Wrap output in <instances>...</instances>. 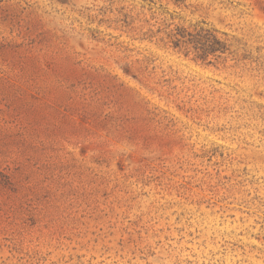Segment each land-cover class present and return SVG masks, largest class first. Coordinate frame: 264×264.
Here are the masks:
<instances>
[{"label": "rangeland", "instance_id": "obj_1", "mask_svg": "<svg viewBox=\"0 0 264 264\" xmlns=\"http://www.w3.org/2000/svg\"><path fill=\"white\" fill-rule=\"evenodd\" d=\"M0 264H264V0H0Z\"/></svg>", "mask_w": 264, "mask_h": 264}]
</instances>
